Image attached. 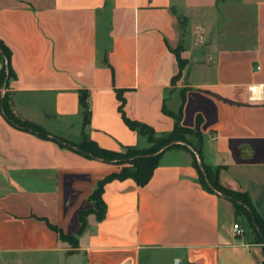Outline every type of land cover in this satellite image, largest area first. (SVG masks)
I'll use <instances>...</instances> for the list:
<instances>
[{
  "label": "crops",
  "instance_id": "obj_1",
  "mask_svg": "<svg viewBox=\"0 0 264 264\" xmlns=\"http://www.w3.org/2000/svg\"><path fill=\"white\" fill-rule=\"evenodd\" d=\"M187 3L0 0V41L14 74L0 99L41 130L12 125L0 106V264L264 263V244L231 199L202 188L185 150H165L144 186L106 183L104 218L92 212L97 183L122 165L77 146L124 154L147 144L124 123L121 92L125 116L157 134L173 130L170 114L183 101L181 126L201 119L203 163L218 170L223 188L246 194L264 223V106L256 93L264 86V0H197L196 55L185 45ZM83 211L91 213L78 234Z\"/></svg>",
  "mask_w": 264,
  "mask_h": 264
},
{
  "label": "trees",
  "instance_id": "obj_2",
  "mask_svg": "<svg viewBox=\"0 0 264 264\" xmlns=\"http://www.w3.org/2000/svg\"><path fill=\"white\" fill-rule=\"evenodd\" d=\"M175 54L181 70L183 67V60H181L178 52H175ZM10 61L11 52L8 47L0 41V89H7L10 79L14 76ZM176 78H173V83ZM117 95L118 99L121 101L119 111L122 114L124 123L131 130L136 131L140 137L144 138L146 143L150 145V148L145 150L131 148L124 154H117L101 150L92 142H83L77 146V150L86 157L98 158L108 162L117 161L122 165L118 173L111 174L100 180L89 197V201L93 203L92 212L96 215L97 219L101 220L105 215V205L102 200V193L103 187L106 183L112 180L131 179L138 186H144L150 180L154 169L159 165V160L164 152L162 150L173 142H182L184 143L183 145L178 144L170 146L166 151L171 149H181L190 152L194 160V166L198 172V182L202 188L207 192H217L226 198L231 199L236 210V215H242L249 228L255 234L256 243L264 244V223L252 207L249 197L246 194L232 192L223 188L218 182V170H212L209 166L203 163L202 135L199 130L201 119H197L196 127L194 129L183 128L180 123L182 117V101L178 112L170 114L174 120L173 130L167 134H157L151 127L128 119L123 112L124 99L122 93L117 92ZM0 106H2L8 122L12 125L18 128H29L33 132H41L40 128L15 118L8 108L6 96H4L2 100L0 99ZM82 109L87 113L90 112V108L87 107L85 98H82ZM59 144L62 146L64 145L62 142H59ZM67 146L71 147V145ZM187 146L190 147L193 152L189 151ZM198 160L200 161V164H198ZM89 213H91V211H83L80 213L79 219L82 226L78 234L83 229L84 218ZM58 233L62 242L76 246V237L66 236L60 231H58Z\"/></svg>",
  "mask_w": 264,
  "mask_h": 264
},
{
  "label": "rangeland",
  "instance_id": "obj_3",
  "mask_svg": "<svg viewBox=\"0 0 264 264\" xmlns=\"http://www.w3.org/2000/svg\"><path fill=\"white\" fill-rule=\"evenodd\" d=\"M188 3L186 5V8H181V13H183V11H186V13L184 14L185 16H187L188 21L186 22V17H183V21L185 23L184 29H185V34L188 36V38L185 40V45L187 48H189L193 55H196L200 52V46H193V34L196 33L195 38L198 39L199 34L197 36L198 31L196 30V27L199 25L200 23V14L199 11H195L192 10V8H194V5L196 4L197 0H186ZM200 3L208 5V0H200ZM191 36V37H190ZM190 138V137H189ZM183 145L184 143L182 142H173L170 145H168V147L173 146V145ZM147 148H150V145L146 144V146L144 148H142L141 150H145ZM172 154V153H169ZM170 156V155H167ZM240 218V217H239ZM242 220V219H241Z\"/></svg>",
  "mask_w": 264,
  "mask_h": 264
},
{
  "label": "built area",
  "instance_id": "obj_4",
  "mask_svg": "<svg viewBox=\"0 0 264 264\" xmlns=\"http://www.w3.org/2000/svg\"><path fill=\"white\" fill-rule=\"evenodd\" d=\"M256 93L259 102L264 106V86H259ZM232 232L235 237H241L245 234V229L240 225V223L235 222L232 226Z\"/></svg>",
  "mask_w": 264,
  "mask_h": 264
},
{
  "label": "water",
  "instance_id": "obj_5",
  "mask_svg": "<svg viewBox=\"0 0 264 264\" xmlns=\"http://www.w3.org/2000/svg\"><path fill=\"white\" fill-rule=\"evenodd\" d=\"M167 148H168V147L164 148L162 151H165ZM187 148H188L189 150L192 151V149H191L190 147L187 146ZM192 152H193V151H192ZM199 162H200V161H199Z\"/></svg>",
  "mask_w": 264,
  "mask_h": 264
}]
</instances>
